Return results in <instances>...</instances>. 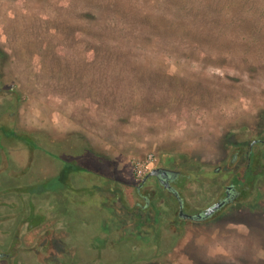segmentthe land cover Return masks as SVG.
Listing matches in <instances>:
<instances>
[{
  "label": "rangeland",
  "instance_id": "1",
  "mask_svg": "<svg viewBox=\"0 0 264 264\" xmlns=\"http://www.w3.org/2000/svg\"><path fill=\"white\" fill-rule=\"evenodd\" d=\"M0 87L15 97L14 115L0 114V214L26 216L33 207L40 216L21 252L0 264H45L50 256L264 264V194L203 227H179L173 250L154 249L153 226L126 224L122 215V205L132 210L138 200L134 160L151 154L144 173L169 162L193 179L194 164L231 159L233 150L221 147L234 131L264 124V0H0ZM7 131L30 136L34 148L4 138ZM54 155L92 173L78 167L67 173L64 195L44 193L58 171ZM86 157L103 160L98 171L115 180L106 185ZM42 176L50 181L29 187L34 195L19 210L15 184ZM90 187L91 196L74 193ZM55 220L52 230L68 233L64 249L57 251V233L45 250L37 238ZM108 221L116 232L105 241L98 236Z\"/></svg>",
  "mask_w": 264,
  "mask_h": 264
},
{
  "label": "flooded vegetation",
  "instance_id": "2",
  "mask_svg": "<svg viewBox=\"0 0 264 264\" xmlns=\"http://www.w3.org/2000/svg\"><path fill=\"white\" fill-rule=\"evenodd\" d=\"M2 88L0 87V98L4 102L0 104V114H6L10 118L14 115L15 97L9 90H2ZM6 122L8 121L6 120ZM8 133L10 131H7L6 135H4L5 137H3L11 140ZM11 133L16 136L19 135L13 131ZM233 134L234 139L227 141L226 145L221 147V149L233 150L231 159H227L216 167L194 164V167L199 171L195 172L198 176L193 179L182 175L169 162L161 165L156 163L151 169L146 171L138 183L134 185L138 200L133 204V209H124L125 206L122 205V215L127 220L126 224L134 223L137 220V224L140 227L145 228L148 225H152L154 230L153 242L156 244L153 248L173 250L177 246L179 227L186 229L203 227V224L217 219L230 208L237 211V206L240 204L249 206L255 203L257 205L260 202V195L264 194V124H260L259 127L254 126L246 130L234 131ZM25 148L30 153V149L32 150L34 146L25 145ZM53 158L58 161V171L56 175L54 174V183L44 193L51 191L55 192V194L61 193V195H64L63 189L67 187L66 176L71 171L80 172V169H85L87 173H92L91 170L84 166L85 164H78L79 166L71 164L72 166L67 168V165H70V163L66 165V162L56 155ZM86 158V161H92V164L95 163L96 167L92 169L95 174L99 173L101 178L106 182V185L110 181L115 180L107 172L100 173L98 171L104 164L103 160L98 161L95 159L97 161H93L94 157L91 160L88 157ZM239 158H241V161L237 162ZM31 164L33 165L30 161L25 164L27 166L26 170ZM107 164L105 163V165ZM156 168L160 170L157 174L146 177L150 170ZM203 176H208L209 180H212V183H209ZM42 178L40 181L38 180L39 178L37 179L38 183H34V178L31 180V183L19 182L15 184L16 191L14 192L18 193L16 198L21 202L19 210H22L23 206H25L23 197H29V194L34 195L27 189L33 185H45L47 180H49L45 179V176H42ZM83 191L91 196L93 191L94 193L96 192V188H83L79 189V191L75 190L74 193L76 195V193H82ZM108 195L109 193H107V198ZM112 196L114 197V195ZM116 197L120 201L121 196ZM120 202L123 203L122 200ZM105 203V209L108 210L112 202L105 201ZM9 206L10 208L13 207L12 205ZM33 210V207L29 209L26 216L19 214L20 218L18 215L10 217L6 213L0 214V260L7 259L8 257L12 259L18 252H21V241L24 239L25 234L31 232L30 225L28 224H33L40 219V216L35 215ZM8 221L11 224L6 229H3V223ZM56 222L58 221L55 220L52 222L53 224L50 223L51 225L45 230L44 235L37 238L42 241L46 239L42 247L45 250L53 246V237L57 233V251L64 249L62 240L68 236V233L60 230L58 232L53 231L52 228H54ZM101 223L100 233L104 234V237L98 236V238H104L105 241H109L116 230H112L113 225L111 221H108L111 225L109 228V224L107 227H104ZM24 225L27 226L26 233L22 232ZM64 234L66 235L64 236ZM165 234H170V238L169 241L166 239L168 245L162 247ZM112 243L115 242L113 241ZM120 244L124 246L123 242ZM72 248L77 250L74 247ZM86 248L90 249L92 246L87 245ZM46 258L45 264H90L81 260H67L64 257H57L55 259L50 256Z\"/></svg>",
  "mask_w": 264,
  "mask_h": 264
},
{
  "label": "built area",
  "instance_id": "3",
  "mask_svg": "<svg viewBox=\"0 0 264 264\" xmlns=\"http://www.w3.org/2000/svg\"><path fill=\"white\" fill-rule=\"evenodd\" d=\"M152 155L149 154L144 158L136 159L133 161V173L137 179H141L148 164L152 161Z\"/></svg>",
  "mask_w": 264,
  "mask_h": 264
},
{
  "label": "trees",
  "instance_id": "4",
  "mask_svg": "<svg viewBox=\"0 0 264 264\" xmlns=\"http://www.w3.org/2000/svg\"><path fill=\"white\" fill-rule=\"evenodd\" d=\"M8 136L10 137L11 140H16V139H19V140H22L25 145H29V146H35V144H33V139L30 138L28 135H14L13 133H8ZM67 168H70L67 166Z\"/></svg>",
  "mask_w": 264,
  "mask_h": 264
},
{
  "label": "water",
  "instance_id": "5",
  "mask_svg": "<svg viewBox=\"0 0 264 264\" xmlns=\"http://www.w3.org/2000/svg\"><path fill=\"white\" fill-rule=\"evenodd\" d=\"M159 171L160 170L157 169V168L156 169H152V170L149 171V173L147 174L146 177L153 176V175L157 174Z\"/></svg>",
  "mask_w": 264,
  "mask_h": 264
}]
</instances>
